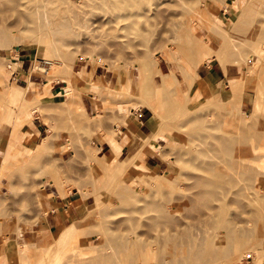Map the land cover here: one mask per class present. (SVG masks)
<instances>
[{
  "label": "rangeland",
  "instance_id": "1",
  "mask_svg": "<svg viewBox=\"0 0 264 264\" xmlns=\"http://www.w3.org/2000/svg\"><path fill=\"white\" fill-rule=\"evenodd\" d=\"M29 1L0 0L1 31L14 35L0 47V264H264L261 231L236 221L264 208V0H124L139 16L126 22L107 0ZM245 20L254 27L236 36ZM196 43L193 64L180 47ZM208 66L225 77L213 82ZM154 104L157 132L141 141L131 116ZM128 136L165 165L147 169L141 146L113 163L110 143ZM220 137L234 141L229 156ZM239 154L252 175L233 174L225 217L207 223L214 168ZM73 194L84 205L47 236L46 202Z\"/></svg>",
  "mask_w": 264,
  "mask_h": 264
},
{
  "label": "bare ground",
  "instance_id": "2",
  "mask_svg": "<svg viewBox=\"0 0 264 264\" xmlns=\"http://www.w3.org/2000/svg\"><path fill=\"white\" fill-rule=\"evenodd\" d=\"M48 1V0H47ZM46 1V3L45 4H47L48 2ZM130 1H132V0H130ZM263 1V0H262ZM28 2H30L29 0H28ZM44 3V2H43ZM107 3L109 4V5H111L114 9H115V11L117 12V15H116V19H117V21H120V22H126V21H130V20H134V19H136V18H139V16L137 15V14H135V13H133V8L131 7V6H128L126 3H125V1L124 0H107ZM21 4V3H20ZM40 6V5H39ZM138 6V5H137ZM45 7V6H44ZM48 7V6H47ZM263 7V6H262ZM46 9V8H45ZM50 9V8H49ZM33 11V10H32ZM119 13H121V15H119ZM38 15V14H37ZM43 15V14H42ZM174 16V15H173ZM218 16V15H217ZM46 17V16H45ZM217 18V17H216ZM43 19V18H42ZM45 19V18H44ZM43 19V20H44ZM248 19H250V18H248ZM39 21V20H38ZM44 21H47V20H44ZM194 22V21H193ZM47 24V23H46ZM45 23H44V25H46ZM48 24H49V22H48ZM47 24V25H48ZM52 25H50V27H51ZM60 26H62L61 24H60ZM65 26V25H64ZM47 27V29H48V27L49 26H45V28ZM52 27H54V26H52ZM254 27V24H253V22H251L250 20H245L243 23H239L237 26H236V28H235V31H234V33H235V35L236 36H242V35H244V33L247 31V30H249L250 28H253ZM44 28V29H45ZM54 28H57V27H54ZM40 30V29H39ZM51 30H53V29H51ZM51 30H49V31H51ZM54 32H58V30H53ZM211 31H212V34L213 35H215L216 37H217V39H220V40H225V41H227L228 39V37L226 38V35H225V30L224 29H222L221 27H219L218 26V24L217 25H215V27H213L212 29H211ZM60 32V31H59ZM182 32H184L183 30H182ZM61 33V32H60ZM52 34V33H51ZM55 35V34H54ZM259 35V34H258ZM14 39V35H12V34H8V33H6L5 31H1V28H0V47H5V46H7L9 43H10V41H12ZM181 39V38H180ZM233 39V38H232ZM235 39V38H234ZM19 41V40H18ZM181 41V40H180ZM186 41V40H185ZM198 41V40H197ZM183 42V41H182ZM195 43V42H194ZM207 43H209V42H207L206 41V44ZM199 44V43H198ZM199 46L201 47L202 45L201 44H199ZM199 46H197V43H196V45L194 44V45H191V44H185V45H183L182 47H180L185 53H186V56H187V58L191 61V62H193V64H195V62H197V60H199L200 59V55L202 54H204L205 53V51H202V48L203 47H201L200 49H199ZM180 48H179V50H180ZM204 48H206L205 46H204ZM178 49V48H177ZM207 49V48H206ZM204 50V49H203ZM172 51V50H171ZM202 51V52H201ZM204 52V53H203ZM139 53V52H138ZM212 54V53H211ZM125 55H127V54H125ZM227 59V58H226ZM251 59V58H250ZM229 60V59H228ZM139 65V64H138ZM128 66V65H127ZM140 66V65H139ZM197 66L198 65H196V67L195 68H197ZM250 66V65H249ZM149 67V65H147V63L145 64V66H144V64L143 65H141L139 68H140V71H142V72H146V68H148ZM251 67V66H250ZM35 68H38L37 67V65H36V67ZM133 68V67H132ZM158 70V69H157ZM159 72H160V70H158ZM72 74V73H71ZM195 76H196V78L198 79V80H200L201 81V77H199L198 76V73H196L195 72ZM72 75H70V85L72 84V83H74L73 81H72ZM123 85V84H122ZM34 86H36V85H33L31 82H29V84H28V93L27 94H29L30 92H32L33 91V89L35 88ZM142 86V84L139 82V81H137V85H136V88H137V91L139 90H141L140 89V87ZM206 86V85H205ZM121 87H123L124 88V86H121ZM162 85H160V88L162 89ZM117 88H118V85H117ZM154 88L158 91L159 89L158 88H156V83L154 84ZM206 88V87H205ZM26 89H27V87H26ZM125 89V88H124ZM160 89V90H161ZM207 89V88H206ZM159 90V91H160ZM117 91V90H116ZM123 91V90H122ZM124 91H126V90H124ZM129 91V90H128ZM119 92V91H118ZM26 93V92H25ZM114 93V92H113ZM110 94V93H109ZM208 94V93H207ZM114 95H115V93H114ZM195 95V94H194ZM199 97V96H198ZM95 99V98H94ZM197 99H199V98H197ZM194 100V99H193ZM258 101V100H257ZM155 107H156V105L154 104V105H148V109L150 110V111H152V113H153V115L154 116H158V114L154 111L155 110ZM82 108V107H81ZM256 108V107H255ZM85 109V108H84ZM83 109V110H84ZM97 111V110H96ZM238 128V127H237ZM238 130V129H237ZM229 132V131H228ZM235 135V134H234ZM231 136H232V134H231ZM26 138V137H25ZM221 138V137H220ZM27 139V138H26ZM124 141L126 140V139H123ZM122 140V142H124ZM221 140H222V138H221ZM219 141L220 143L219 144H223V148H224V146H225V149H226V154H227V156H229V150H230V145H231V143H233L234 141H232V140H225V141ZM221 142H223V143H221ZM158 146V145H157ZM238 146V145H237ZM97 148V153L101 150V147L100 146H97L96 147ZM95 148V149H96ZM6 149V148H5ZM225 149H224V151H225ZM29 151V150H28ZM240 157H242V155L241 154H239L238 156H237V158H235L236 160H234V159H232V158H227V161H226V163H227V168H228V170L229 171H231L232 172V174L230 175L228 172H227V168L225 167V166H215V168H214V173H213V176L211 177V180L209 181V186H210V192L205 196V198H206V200H207V204H209L208 205V213H206V221H207V223H213V222H218L219 221V219L221 218V216H222V213H223V203L225 204V202L227 201H225V197H226V195L228 194V191H229V188H231V186H232V184L233 183H235V181L233 180V178H232V176H233V174H235V175H237V176H243V177H249V176H251L252 175V172L249 170V168H242L241 166H240V162H238L237 160L240 158ZM262 160V159H261ZM3 161V160H2ZM5 161V160H4ZM253 161V160H252ZM6 162V161H5ZM256 162V161H255ZM226 168V169H225ZM256 171V170H255ZM1 173V172H0ZM256 176H254L255 177V180H257V178L258 177H263L264 176V172H262L261 174H255ZM239 178V177H238ZM208 181V180H207ZM234 181V182H233ZM235 186V185H234ZM256 186H258V181H256ZM208 192V191H207ZM240 192V191H239ZM237 194V193H236ZM230 195V194H229ZM238 196V195H237ZM200 197V196H199ZM227 199V198H226ZM204 203V202H203ZM206 204V205H207ZM234 204H235V202H234ZM251 204V203H250ZM260 205V204H259ZM225 206V205H224ZM251 206V205H250ZM257 206V205H256ZM255 207V206H254ZM226 210V209H225ZM224 213H226L225 211H224ZM224 213H223V217H225L224 216ZM248 214H249V216H255L256 218H255V220L253 221H251V220H245V221H243V222H240V220H236L237 222H239V223H242V224H245V225H247V226H250L251 224L250 223H253V224H255V226L257 227V229L259 228V230L261 231V234L260 235H263V238H264V208L263 207H258V208H255V212L253 211V210H251L250 209V211L249 212H247ZM35 217V216H34ZM227 218V217H226ZM223 219V220H222ZM221 220L222 221H224L225 219L224 218H222ZM259 222H258V221ZM221 222V221H220ZM225 222V221H224ZM72 227V226H71ZM252 227V226H251ZM250 228V227H249ZM70 229V230H69ZM68 230L71 232H74L73 230H71V228H68ZM69 233V232H68ZM232 233V232H231ZM74 234H75V232H74ZM50 235V234H49ZM67 236V235H66ZM69 237V236H68ZM67 238V237H66ZM70 239H72V238H70ZM68 240H69V238H68ZM132 241V240H131ZM245 243V242H244ZM108 244H110V243H108ZM110 246V245H109ZM244 247V246H243ZM223 249V248H222ZM228 248H227V246H225V250H224V252L223 253H225V252H227L228 250H227ZM241 249V248H240ZM70 250V249H69ZM108 251V250H107ZM190 253V252H189ZM214 253H216L217 254V252H215L214 251ZM94 254V253H93ZM53 255V254H52ZM81 255V254H80ZM200 255V254H199ZM199 255H197V257L199 256ZM109 259L110 258H97L96 260H97V262H95V263H99V264H102L103 262H105V261H109ZM190 259H197V260H200V258H190ZM189 258H186L185 259V261H184V264H186V262H188L187 264H189V262L191 261ZM235 259V258H234ZM203 261V260H202Z\"/></svg>",
  "mask_w": 264,
  "mask_h": 264
},
{
  "label": "crops",
  "instance_id": "3",
  "mask_svg": "<svg viewBox=\"0 0 264 264\" xmlns=\"http://www.w3.org/2000/svg\"><path fill=\"white\" fill-rule=\"evenodd\" d=\"M23 58L24 56L21 55ZM27 61L26 57L21 61L22 63H25ZM214 66V64H213ZM208 72L206 76H209L210 74L213 77V82H216L217 79L224 78V74L220 70L219 73H216L212 66L207 67ZM162 74L163 71L159 69ZM95 73H93V76ZM63 87H56V84H54L51 88V102L53 104H61L62 102H58V99L62 97V91ZM93 95L87 92H84L81 95V104L83 106L85 114L87 116H91L94 114L95 108H94V102H93ZM131 119L133 121V126L137 130V132L142 135L144 139H147L145 137H150L152 134H155L156 131V121L153 118V115L151 111L146 108L142 107L134 111V113L131 116ZM124 129L127 131V128L124 126ZM125 131V132H126ZM124 141V140H123ZM113 148H111V155L110 160L114 161L113 163L117 164V158L122 153V151H128L127 155L124 157L122 162H119V164H122L124 161H127L129 159L130 153H132L136 148L141 146L142 153L144 155L143 158V165L150 170H154L155 172L159 171L164 165L165 162L158 158L157 156L151 155V149L150 148H144L139 142H137L135 139H132L130 136H128V139L122 142V140H113V142L110 143ZM130 145L132 146L130 149ZM104 146V145H103ZM103 146L101 149H103ZM48 203L52 204L54 208L51 209L48 213L45 214L44 222L42 230L45 232V234L48 233L50 235H57L58 232L64 227H67L71 223V216H75V210L82 208L84 205V202L81 200V197L76 196V194H73L69 196L68 200H53L51 202H46L45 206L48 207ZM8 255L4 254V257L0 258V262H9L7 259Z\"/></svg>",
  "mask_w": 264,
  "mask_h": 264
},
{
  "label": "water",
  "instance_id": "4",
  "mask_svg": "<svg viewBox=\"0 0 264 264\" xmlns=\"http://www.w3.org/2000/svg\"><path fill=\"white\" fill-rule=\"evenodd\" d=\"M17 50V49H16Z\"/></svg>",
  "mask_w": 264,
  "mask_h": 264
}]
</instances>
